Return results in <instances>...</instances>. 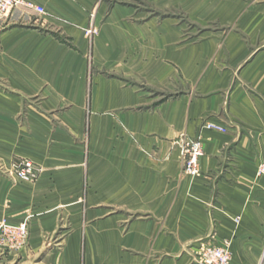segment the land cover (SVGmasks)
I'll use <instances>...</instances> for the list:
<instances>
[{"label": "crops", "instance_id": "1", "mask_svg": "<svg viewBox=\"0 0 264 264\" xmlns=\"http://www.w3.org/2000/svg\"><path fill=\"white\" fill-rule=\"evenodd\" d=\"M25 1L0 21V219L28 234L0 264H264V0Z\"/></svg>", "mask_w": 264, "mask_h": 264}, {"label": "built area", "instance_id": "2", "mask_svg": "<svg viewBox=\"0 0 264 264\" xmlns=\"http://www.w3.org/2000/svg\"><path fill=\"white\" fill-rule=\"evenodd\" d=\"M31 7V3L25 0H0V21L4 20L12 9L18 7ZM87 35L96 33V28L91 24L85 31ZM202 128L222 132L225 127L208 121H204ZM181 157L183 173L194 177L199 174V160L203 155L202 141L200 137H187L181 135L176 141ZM14 176L24 182L36 180L40 174V167L29 159H18L13 167ZM264 173V165L260 166ZM27 222L17 224L0 222V246L12 252H20L27 242ZM199 264H231V254L226 245H208L199 247L197 254Z\"/></svg>", "mask_w": 264, "mask_h": 264}, {"label": "rangeland", "instance_id": "3", "mask_svg": "<svg viewBox=\"0 0 264 264\" xmlns=\"http://www.w3.org/2000/svg\"><path fill=\"white\" fill-rule=\"evenodd\" d=\"M18 8H19V7H18ZM15 9H17V8H15ZM13 10H14V9H12L11 12H12ZM11 12H10V13H11ZM8 15H9V14H8ZM91 24L96 28V33H97L98 28L94 25L93 20H91V23L89 24V26H90ZM89 26L87 27V29L89 28ZM87 29H86V30H87ZM86 30H85V31H86ZM96 33H95V34H96ZM85 34H86V33H85ZM95 34H92V35H90V36H93V35H95ZM86 35H87V34H86ZM87 36H89V35H87ZM17 160H18V159H17ZM17 160H15V161L12 163L11 167H13L14 163H16ZM258 172H259L260 174H263V175H264V173H262V172L260 171V167H259ZM9 173H10V174H11L16 180H18V179L14 176V174H13V170H11V172H9ZM37 179H38V178H37ZM37 179H36V180H37ZM36 180H34V181H36ZM19 181H20V180H19ZM34 181H32V182H34ZM22 182H24V181H22ZM27 219H28V218H26V219H24V220H22V221H26V222H27V229H28V220H27ZM3 221H4V222H7V223H9V224H12V223L8 222V220L5 219V218L0 219V222H3ZM22 221H21V222H22ZM16 224H17V223H16ZM27 232H28V230H27ZM14 252H15V251H14Z\"/></svg>", "mask_w": 264, "mask_h": 264}]
</instances>
